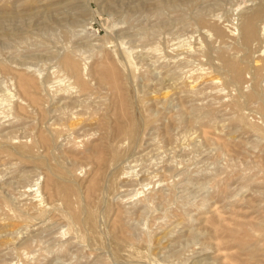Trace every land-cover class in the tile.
Wrapping results in <instances>:
<instances>
[{
    "label": "rangeland",
    "instance_id": "obj_1",
    "mask_svg": "<svg viewBox=\"0 0 264 264\" xmlns=\"http://www.w3.org/2000/svg\"><path fill=\"white\" fill-rule=\"evenodd\" d=\"M0 101V264H264V0H0Z\"/></svg>",
    "mask_w": 264,
    "mask_h": 264
},
{
    "label": "bare ground",
    "instance_id": "obj_2",
    "mask_svg": "<svg viewBox=\"0 0 264 264\" xmlns=\"http://www.w3.org/2000/svg\"><path fill=\"white\" fill-rule=\"evenodd\" d=\"M250 42H251V41H250ZM67 64H68V66H72V61H71V60H70V61L68 60V63H67ZM23 81H24V80H23ZM23 81H22V82H23ZM27 81H28V80H27ZM27 81H25V82H27ZM23 83H24V82H23ZM23 83H22V84H23ZM193 83H194V82H193ZM24 85H26V84L24 83ZM26 86H28V85H26ZM190 86H192V84H191ZM24 88H25V86H24L22 89H24ZM0 102H1V101H0ZM72 122H73V121H72ZM75 124H76V123H75ZM34 199H35V198H34ZM41 203H42V202H41ZM38 204H40V203H38ZM40 205H41V204H40Z\"/></svg>",
    "mask_w": 264,
    "mask_h": 264
}]
</instances>
